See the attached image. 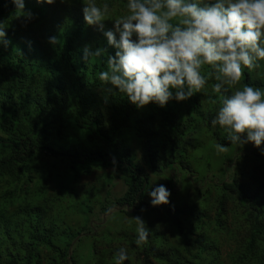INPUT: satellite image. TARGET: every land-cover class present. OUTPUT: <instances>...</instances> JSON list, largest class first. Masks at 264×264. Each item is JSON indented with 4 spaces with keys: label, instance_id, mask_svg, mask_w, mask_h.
<instances>
[{
    "label": "trees",
    "instance_id": "1",
    "mask_svg": "<svg viewBox=\"0 0 264 264\" xmlns=\"http://www.w3.org/2000/svg\"><path fill=\"white\" fill-rule=\"evenodd\" d=\"M86 2L24 0L26 20L0 0V264H114L120 248L124 264H264V155L250 143L217 153L228 142L210 125L216 81L163 108L107 92L98 80L106 56L81 59L86 45L114 54L84 23ZM96 2L110 6L104 30L126 14L127 0ZM258 63L225 95L243 84L264 90ZM150 173L166 180L167 205L146 202ZM175 184L192 193L173 200ZM113 214L131 218L113 227ZM137 216L150 231L142 245Z\"/></svg>",
    "mask_w": 264,
    "mask_h": 264
},
{
    "label": "clouds",
    "instance_id": "2",
    "mask_svg": "<svg viewBox=\"0 0 264 264\" xmlns=\"http://www.w3.org/2000/svg\"><path fill=\"white\" fill-rule=\"evenodd\" d=\"M11 3L19 17L33 18L24 0ZM109 10L108 2L98 6L96 0H87L81 8L84 23L101 31L114 49L113 55H107L106 48L90 50L86 45L82 50L85 62L106 56V70L99 72L98 80L107 92L122 93L137 109L149 103L163 108L169 100L182 102L199 93L211 77L220 106L210 125L219 126L228 142L214 144L217 153L226 152L228 145L239 149L250 143L264 155V90L243 84L225 95L241 81L242 68L252 70L264 61V0H127L126 14L104 30ZM4 29L0 24V44L6 46ZM47 42L59 45L57 36ZM203 65L211 68L207 76L201 74ZM145 192L153 207L169 203L170 191L163 184ZM132 219L135 243H147L145 222L139 216ZM114 256V264L128 259L124 248Z\"/></svg>",
    "mask_w": 264,
    "mask_h": 264
},
{
    "label": "rangeland",
    "instance_id": "3",
    "mask_svg": "<svg viewBox=\"0 0 264 264\" xmlns=\"http://www.w3.org/2000/svg\"><path fill=\"white\" fill-rule=\"evenodd\" d=\"M115 18H117V17H115ZM104 23H106V22L104 21ZM131 146H132L133 149L136 147L134 143H132ZM137 156H138V153H137ZM249 166H251V165H249ZM150 176H151V184H150L151 187H150L149 191L151 190L152 187H155L156 185H159V184H162V183L166 182V180L162 176H160V177L157 178L158 179V183H155L156 178H154V179H152V178L156 177V176L151 174V173H150ZM117 184H118V186L114 187L112 192H120L121 191V183L118 182ZM175 186H176V184H175ZM167 187H169V186H167ZM175 189L177 191H175L176 195L174 196L173 200H177V198H180V197H182V198L183 197H187V196H189L192 193V190H191L190 186L186 187L185 189H182V188L179 189V186H176ZM146 202H149V197L148 196H146ZM114 215H116V214H113V215L110 216L112 218V220L110 218L109 219V223H108V224L112 225L113 227H117L119 222L121 223V222L125 221L127 223V221L129 222L128 219L131 218V217L125 216V219L122 220V217H123L122 214H117L116 216H114ZM210 215H211V213H210ZM115 217L118 218L117 222L114 221Z\"/></svg>",
    "mask_w": 264,
    "mask_h": 264
}]
</instances>
